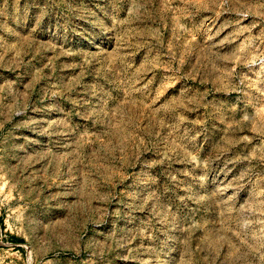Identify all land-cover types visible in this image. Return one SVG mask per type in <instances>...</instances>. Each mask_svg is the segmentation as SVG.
Segmentation results:
<instances>
[{
	"label": "rangeland",
	"instance_id": "rangeland-1",
	"mask_svg": "<svg viewBox=\"0 0 264 264\" xmlns=\"http://www.w3.org/2000/svg\"><path fill=\"white\" fill-rule=\"evenodd\" d=\"M0 264H264V0H0Z\"/></svg>",
	"mask_w": 264,
	"mask_h": 264
}]
</instances>
